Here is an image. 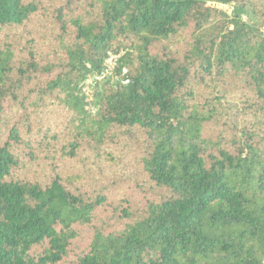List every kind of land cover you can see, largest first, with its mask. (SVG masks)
<instances>
[{
	"label": "trees",
	"instance_id": "trees-1",
	"mask_svg": "<svg viewBox=\"0 0 264 264\" xmlns=\"http://www.w3.org/2000/svg\"><path fill=\"white\" fill-rule=\"evenodd\" d=\"M0 264H264V0H0Z\"/></svg>",
	"mask_w": 264,
	"mask_h": 264
},
{
	"label": "rangeland",
	"instance_id": "rangeland-1",
	"mask_svg": "<svg viewBox=\"0 0 264 264\" xmlns=\"http://www.w3.org/2000/svg\"><path fill=\"white\" fill-rule=\"evenodd\" d=\"M220 9L225 10L228 13H231L232 9L230 7H221L217 6ZM53 12L50 14H45L44 17L35 18L31 25L26 26V29L22 32L23 34V51L30 50V45L32 42H37L35 37L40 36H53L52 33V24L54 22ZM26 40L27 43L25 42ZM49 40H47V43ZM40 50L47 51V45L42 42V48ZM114 56V55H112ZM107 63V62H106ZM114 64L116 67L115 60L113 62V66L110 69H107L104 77L99 78L98 80L103 81L105 78H112V81H119L120 79L115 75ZM126 153L127 150H124ZM122 167H113V166H106L104 163L100 162V160L96 161L93 154L89 151H86V154L78 157L73 161H69L65 163V172L74 174H85L86 178V185L85 189L94 192V190L98 191H106L105 188H114L115 184H121L127 186H131L135 193L141 192L142 198H146L148 196H152L157 191L153 190L149 187V181H144V173L142 172L141 167H129L128 165L122 160L121 163ZM119 179L121 181H119ZM115 183L113 184V182ZM123 181V182H122ZM105 215H102L101 220H104ZM101 220L98 222L102 224Z\"/></svg>",
	"mask_w": 264,
	"mask_h": 264
},
{
	"label": "built area",
	"instance_id": "built-area-1",
	"mask_svg": "<svg viewBox=\"0 0 264 264\" xmlns=\"http://www.w3.org/2000/svg\"><path fill=\"white\" fill-rule=\"evenodd\" d=\"M117 58H118V57H116V56H112V55H111V57L107 60V68H108V69H110V68L113 66V62H114V60H115V63H116ZM114 69H115V64H114V68H113V70H114ZM125 73H127L126 70L124 71V74H125ZM128 82H129L128 80H123V81H122V83H124V84H128Z\"/></svg>",
	"mask_w": 264,
	"mask_h": 264
}]
</instances>
